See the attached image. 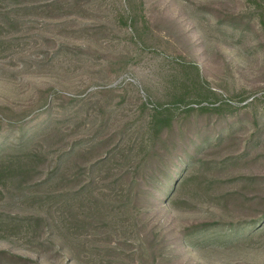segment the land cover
<instances>
[{"label": "rangeland", "instance_id": "1", "mask_svg": "<svg viewBox=\"0 0 264 264\" xmlns=\"http://www.w3.org/2000/svg\"><path fill=\"white\" fill-rule=\"evenodd\" d=\"M241 9L0 0V142L45 159L26 184L0 187V213L16 222L0 230V264H264V219L245 228L264 216V33L218 24ZM162 107L194 159L166 195L165 174L141 176ZM170 143L153 149L170 151L172 171Z\"/></svg>", "mask_w": 264, "mask_h": 264}, {"label": "trees", "instance_id": "2", "mask_svg": "<svg viewBox=\"0 0 264 264\" xmlns=\"http://www.w3.org/2000/svg\"><path fill=\"white\" fill-rule=\"evenodd\" d=\"M244 9H241L242 11H238L236 14L232 13H226L222 14L219 13V16H222L219 18L218 24L223 25L225 23H230L232 28L238 29L239 33L242 34L244 32V26H248L250 23H254L255 26L258 27V32L264 33V0H242ZM55 3L56 1H51ZM223 18V19H222ZM195 71H197V68L195 67ZM196 86H199L197 84ZM178 102H183L182 99H179ZM222 106L217 107H186L183 110V113H186L188 115L191 111L198 110L199 112L205 111V110H221ZM22 126V125H21ZM20 126V127H21ZM148 128L151 134V137L149 138V141L151 142L152 151L147 155L146 159H143L142 168H141V176L147 175L150 176V178H153L156 175L164 176L165 174V181L166 184H164L163 193L169 194L172 190L173 192L178 189L180 186H184L188 182V178H185L184 175L187 172L188 168L194 165L193 158L184 150L185 145L184 142V135H178L181 133V129L176 127L174 116L171 112H169V108L162 107V109H154V114L151 115L150 120L148 122ZM2 128L0 127V136H1ZM173 134L176 136L174 137ZM23 137L20 136V138L17 140L18 145L21 144V140ZM175 138H179L174 140ZM225 137L221 134L215 135L212 139L214 142L213 144H218L222 139ZM173 139V140H172ZM174 142L172 144V141ZM207 140V139H206ZM211 140V139H210ZM171 142V143H170ZM156 143L158 144H169V148L174 150L177 154V156L171 158L172 162L175 160V168L171 171V168L168 170L166 169L167 166H165V162L162 165V160L164 159V155H168L170 151L162 150L161 152L157 151V153H154L153 145ZM175 144V145H174ZM212 144V143H207ZM197 150L201 151L202 147L201 145H198ZM166 151L167 154H163L162 152ZM183 152V155H178V152ZM154 154L157 156L155 157ZM103 159V158H102ZM169 160V159H168ZM33 162L35 163L32 166H29V164ZM45 162L44 156L39 151H26V152H20L16 155H11L7 152V148L4 146V143L0 142V187H5L6 182L11 179H19L20 184H26V181L31 178L36 172H38V163ZM98 164V161L91 164L89 168L87 169L90 171V169L93 170ZM56 166V171L59 168V163ZM35 168V169H30ZM164 168V169H163ZM55 171V172H56ZM140 171V170H139ZM139 171L134 168L132 171V174L134 176H137ZM54 172V170L52 171ZM145 174V175H144ZM180 175V176H178ZM178 176L177 183L175 186H173L172 178ZM31 181V180H30ZM168 184L171 185L168 187ZM0 190H2L0 188ZM1 193V191H0ZM264 214V213H263ZM264 216L255 218V220H252L249 222L248 226L245 228H249V226L258 225L259 223L263 222ZM30 220H34L35 222H38V220H41L39 216H32ZM21 221V220H20ZM14 218L9 217L7 215H4V213H0V230L8 231L9 227H15ZM259 226V225H258ZM205 228L204 226L197 227L196 230H201ZM192 231V232H195ZM3 236V235H2ZM3 258V257H1ZM0 258V260H1Z\"/></svg>", "mask_w": 264, "mask_h": 264}]
</instances>
